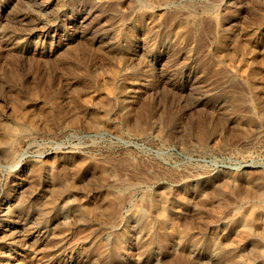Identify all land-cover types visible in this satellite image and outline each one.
I'll return each instance as SVG.
<instances>
[{"label": "rangeland", "instance_id": "obj_1", "mask_svg": "<svg viewBox=\"0 0 264 264\" xmlns=\"http://www.w3.org/2000/svg\"><path fill=\"white\" fill-rule=\"evenodd\" d=\"M262 3L0 0V121L23 124L27 132L9 158L0 157V264H260L249 259L252 251L263 252L264 241H237L247 226L258 231L247 218L255 198L246 179L254 178L256 187L264 182V107L251 109L245 81L224 70L253 56L231 44L248 43L245 32L259 29ZM206 5L218 23L200 12ZM141 13L156 23L146 17L139 25ZM177 20L196 30L175 34ZM222 40L229 44L217 55ZM68 49L75 57L61 59ZM77 61L91 73L68 66ZM123 77L134 83L122 85ZM118 90L127 100L110 95ZM123 183L135 187L122 189ZM57 184L61 192L75 187L65 201L72 206L60 203L48 213L36 200L57 199ZM150 198L167 211L157 213ZM135 204L148 229L137 224Z\"/></svg>", "mask_w": 264, "mask_h": 264}, {"label": "bare ground", "instance_id": "obj_2", "mask_svg": "<svg viewBox=\"0 0 264 264\" xmlns=\"http://www.w3.org/2000/svg\"><path fill=\"white\" fill-rule=\"evenodd\" d=\"M136 1H138V0H136ZM162 1V0H161ZM189 1V0H188ZM220 2V1H219ZM48 3V2H47ZM193 3V2H192ZM43 4L46 6L47 4L46 3H44L43 2ZM49 4V3H48ZM162 4V3H161ZM182 4V3H181ZM214 4V3H213ZM261 4V3H260ZM263 4L264 3H262V6H263ZM142 5V4H141ZM159 5V4H158ZM163 5V4H162ZM186 5H188V4H186ZM190 5V4H189ZM187 7H189V6H187ZM264 7V6H263ZM263 7H261L262 9V12H261V16L263 17V19H262V17H261V19H262V24H261V26L259 27V29L258 28H252V29H250V30H248V31H246L245 32V38L247 39V41H248V43H246V44H244V45H240V44H236V43H232L231 45H233V46H237L238 48H240V49H243V51H241V52H244V49L245 50H247V49H249V50H251V52L252 51H254V54H253V56H251V57H248V58H246V59H244V60H241V61H239V59H237L239 62H238V64L236 65V67H235V69H233V70H231V71H228L227 69H225L224 71L225 72H227V74L230 76V75H237V76H239V77H241L244 81H245V83L247 84V86L249 87V89L251 90V92H252V95H253V97H252V100L249 102V104H250V106H251V109H261V108H263L264 107V102L260 99V97H259V95H260V93H262V91H263V87L259 84V82L257 81L258 79H257V76H258V72H259V70H260V66H259V64L256 62V58H255V56H256V54L258 55L260 52L259 51H263L264 52V8ZM136 8V7H135ZM57 9V8H56ZM142 9V11H144L145 10V8L143 7V8H141ZM144 9V10H143ZM187 10V9H186ZM214 9H213V7H212V5H206V6H203L202 7V9L200 10V12L201 13H203L204 15L206 14L207 16H209V17H211L212 18V20L213 21H215L216 23H218L219 22V18H218V16H217V14H216V12H214L213 11ZM258 10V9H257ZM139 11H141V10H139ZM149 12V11H148ZM258 12H260V11H258ZM234 13V12H233ZM142 14V13H141ZM143 16H138V24L140 25V23H141V20L143 19V18H148V20H150V23H151V25H154L155 23H156V20L154 19V17L153 16H151V14H149V13H147L146 15H149V16H144V14H142ZM189 14H187V16H188ZM191 15V14H190ZM194 15V14H193ZM235 15V14H234ZM159 16V15H158ZM177 16V15H176ZM186 16V15H185ZM68 17V16H67ZM70 17V16H69ZM190 17V16H189ZM256 17H258V16H256ZM71 18V17H70ZM173 18V17H172ZM171 18V19H172ZM159 19V18H158ZM170 19V20H171ZM185 19H188V18H185ZM199 19V18H198ZM170 20H169V22H170ZM196 20V19H195ZM261 21V20H260ZM67 22V21H66ZM168 22V23H169ZM172 22V21H171ZM67 24V23H66ZM169 24H171V23H169ZM189 23L188 22H184V21H179V20H177L175 23H174V26H173V32L175 33V34H177V33H184V34H186L187 32V34H190L189 32H191V33H194V31L196 30V28H195V23H193L192 24V20H191V23L190 24H192L191 25V28L189 27L190 25H188ZM197 25V24H196ZM220 25V24H219ZM260 25V24H259ZM258 25V26H259ZM245 27V26H244ZM249 27V26H248ZM187 28H189L190 30L189 31H187ZM221 28V27H220ZM246 28V27H245ZM147 34V33H146ZM224 35V34H223ZM226 37V36H225ZM221 38H224V37H221ZM220 38V39H221ZM233 38V37H232ZM239 38V37H238ZM243 38V37H242ZM226 39V38H225ZM229 39V38H228ZM235 39V38H234ZM245 40V39H244ZM234 41V40H233ZM246 41V42H247ZM226 42L227 41H225L224 42V40H222V41H220L219 42V44H217L216 45V53L218 52V53H220V55H223V53H224V47H225V44H226ZM244 42V41H243ZM103 43V42H102ZM228 43V42H227ZM101 44V43H100ZM149 44V43H148ZM229 44V43H228ZM75 46V45H74ZM10 47V46H9ZM71 47V46H70ZM236 47V48H237ZM67 48V47H66ZM3 49V48H2ZM75 49V48H74ZM98 49V48H97ZM232 50V49H231ZM74 51V50H73ZM85 51V50H84ZM97 51V50H96ZM109 51V50H108ZM86 52V51H85ZM240 52V54H242ZM257 52H259V53H257ZM74 53V52H73ZM104 53V52H103ZM119 52H117V53H113L114 55H116V54H118ZM215 53V52H214ZM217 53V55H219ZM247 53V52H246ZM249 53V52H248ZM247 53V54H248ZM253 53V52H252ZM10 54H12V53H10ZM33 54V53H32ZM60 54V53H59ZM74 54H77V53H74ZM5 55V54H4ZM9 55V54H8ZM90 55V54H89ZM245 55V54H244ZM249 55V54H248ZM263 55V54H262ZM14 56V55H13ZM57 56V55H56ZM55 56V57H56ZM73 54H72V52L68 49V51H64L63 52V54H62V58L61 59H63V57H65V58H73ZM81 56V55H80ZM85 56V55H84ZM59 57V56H58ZM75 57V56H74ZM82 57V56H81ZM89 57V56H88ZM225 57H227V55L225 56ZM228 57H229V55H228ZM8 58H10V57H8ZM101 58V57H100ZM142 58V57H141ZM230 58V57H229ZM68 59H66V60H68ZM82 59V58H81ZM110 59H112V58H110ZM204 59V58H203ZM213 59H215V58H213ZM232 59V58H231ZM234 59V58H233ZM261 59V58H260ZM41 60V59H40ZM71 60V59H70ZM74 61H75V59H73ZM83 60V59H82ZM109 60V59H108ZM236 60V61H237ZM7 61V60H6ZM51 61V60H50ZM11 62V61H10ZM15 62V61H14ZM13 62V63H14ZM29 62V61H28ZM42 62V61H41ZM62 62V61H61ZM69 62V61H68ZM80 62V61H79ZM76 62H74V63H71L70 62V64H68V66L70 67V68H74V67H78L77 68V70L79 69V72H84L85 70H87L88 72H90L91 73V70H89V68H91V67H88V65L86 66V65H84V64H82L81 65V63H83V61L81 62V63H78V61H77V63L75 64ZM1 64V63H0ZM5 64V63H4ZM65 64V63H64ZM86 64V63H85ZM88 64V63H87ZM109 64V63H108ZM108 64H106V66L108 65ZM54 65H55V63H54ZM67 65V64H66ZM205 65V64H204ZM208 65V64H207ZM212 65V64H211ZM264 65V63L263 64H261V67ZM203 66V65H202ZM209 66V65H208ZM217 66V65H216ZM219 66V65H218ZM230 67L231 68V65H227V67ZM43 67V66H42ZM61 67V66H60ZM63 67H64V65H63ZM99 67V66H98ZM204 67V66H203ZM220 67V66H219ZM45 67H43V69H44ZM57 68V67H56ZM86 68V69H85ZM136 68V67H135ZM263 68V67H262ZM58 69V68H57ZM110 69H112L113 70V68H110ZM27 70V69H26ZM29 70V69H28ZM46 70V69H45ZM50 70V69H49ZM60 70V69H59ZM73 71H74V69H72ZM108 70V69H107ZM173 70V69H172ZM0 71H1V69H0ZM36 71V70H35ZM94 71V70H93ZM97 71V70H96ZM217 71V70H216ZM28 72V71H27ZM64 72V71H63ZM37 74V73H36ZM73 74V73H72ZM75 74H77V73H75ZM77 75H79V74H77ZM41 76H43V75H41ZM61 76H63V75H61ZM72 76H74V74L72 75ZM169 76V75H168ZM186 76V75H185ZM264 76V75H263ZM56 77H57V75H56ZM96 77V76H95ZM5 78V77H4ZM52 78V77H51ZM104 78V77H103ZM159 78V77H158ZM173 78V77H172ZM178 78V77H177ZM219 78V77H218ZM10 79V78H9ZM39 79V78H38ZM105 79V78H104ZM146 79V78H145ZM160 79V78H159ZM210 79V78H209ZM29 80V79H28ZM48 80V79H47ZM220 80V79H219ZM264 80V79H263ZM70 81V80H69ZM27 82V81H26ZM111 82V81H110ZM120 82H121V84L122 85H127L128 87L129 86H131L134 82H133V80H132V78L131 77H123L121 80H120ZM243 82V81H242ZM46 83H47V81H46ZM53 83H54V81H53ZM48 84V83H47ZM62 84H63V82H62ZM101 84H102V82H101ZM30 85V84H29ZM59 85H60V83H59ZM104 85H106V84H104ZM162 85V84H161ZM26 86H28V84L26 85ZM35 86V85H34ZM48 86V85H47ZM52 86V85H51ZM68 86V85H67ZM153 86V85H152ZM105 87V86H104ZM112 87V86H111ZM150 87V86H149ZM42 88V87H41ZM43 89V88H42ZM71 89V88H70ZM122 89H124V88H122ZM159 89V88H158ZM129 89H127L126 91H128ZM131 90V89H130ZM33 91V90H32ZM55 91V90H54ZM68 91H70V90H68ZM107 91V90H106ZM153 91V90H152ZM43 92V91H42ZM109 92V91H108ZM107 92V93H108ZM194 92V91H193ZM264 92V91H263ZM27 93V92H26ZM53 93V92H52ZM74 93V92H73ZM124 93V92H122L121 90H118V92H115V93H112V94H110V95H113V97L117 100V101H124V100H127V99H123V97H122V94ZM179 93V92H178ZM154 94V93H153ZM181 94V93H180ZM200 94V93H199ZM31 95V94H30ZM61 95V94H60ZM184 95V94H183ZM228 95V94H227ZM226 95V96H227ZM148 96V95H147ZM36 97H37V95H36ZM42 97V96H41ZM100 97H102V96H100ZM112 97V96H111ZM229 97V95L227 96V98ZM201 98V97H200ZM71 99V98H70ZM84 99V98H83ZM100 99V98H99ZM98 99V100H99ZM187 99V98H186ZM232 99H234V98H232ZM232 99H230V100H232ZM238 99V98H237ZM240 99V98H239ZM87 100V99H86ZM85 100V101H86ZM102 100V99H101ZM108 100V99H107ZM113 100V99H112ZM131 100V99H130ZM188 100V99H187ZM146 101H148V100H146ZM236 100H234V102H235ZM82 102V101H81ZM110 102V101H109ZM108 102V103H109ZM128 102V101H127ZM189 102V101H188ZM24 103V102H23ZM96 103V102H95ZM105 103V102H104ZM110 103H112V101L110 102ZM238 103H240V102H238ZM241 103H242V101H241ZM240 103V104H241ZM107 104V103H106ZM122 104V103H121ZM149 104V103H148ZM239 104V105H240ZM248 104V105H249ZM94 105V104H93ZM97 105H98V103H97ZM128 105V104H127ZM236 105V104H235ZM74 106V105H73ZM150 106V105H149ZM63 107H64V105H63ZM66 107V106H65ZM99 107V106H98ZM130 107H131V105H130ZM139 107V106H138ZM145 107V106H144ZM231 107V106H230ZM142 108V107H141ZM108 109V108H107ZM112 109V108H111ZM264 109V108H263ZM27 110V109H26ZM75 111V110H74ZM112 111V110H111ZM141 111V110H140ZM143 111H145V110H143ZM143 111H142V113H143ZM230 112V111H229ZM238 112V111H237ZM110 113V112H109ZM141 113V112H140ZM257 113V112H256ZM20 114V113H19ZM117 114V113H116ZM138 114V113H137ZM261 115V114H260ZM39 116H41L40 114H39ZM38 116V117H39ZM74 116V115H73ZM119 116V115H118ZM132 116V115H131ZM134 116V115H133ZM143 116V115H142ZM147 116V115H146ZM243 116V115H242ZM42 117V116H41ZM120 117V116H119ZM135 117V116H134ZM138 117H139V115H138ZM145 117V116H144ZM252 117V116H251ZM114 118V117H113ZM123 118V117H122ZM133 118V117H132ZM147 118V117H146ZM146 118H141V119H146ZM239 118V117H238ZM17 119H18V117H17ZM128 119H130V118H128ZM157 119V118H156ZM247 119V118H246ZM255 119V118H254ZM239 120V119H238ZM253 120V119H252ZM77 121V120H76ZM159 121H160V119H159ZM251 121V120H250ZM126 122V121H125ZM130 122V121H129ZM141 122H142V120H141ZM146 122V121H145ZM242 122H243V120H242ZM2 122L0 121V124H1ZM248 123V122H247ZM90 124V123H89ZM93 124H94V122H93ZM96 124V123H95ZM131 124V123H130ZM129 124V125H130ZM153 124H154V122H153ZM235 124V123H234ZM249 124V123H248ZM92 125V124H91ZM99 125V124H98ZM128 125V124H127ZM149 125V124H148ZM160 125V124H159ZM181 125V124H180ZM252 125V124H251ZM2 132H0V157L2 158H9V156H10V154H11V151H12V146H13V144H14V142H15V140H16V138H18L20 135H23V134H25V133H27L26 132V128H25V126L23 125V124H19V123H17V122H3L2 123ZM156 126V125H155ZM158 126V125H157ZM45 127V126H44ZM57 127V126H56ZM91 127V126H90ZM144 127V126H143ZM206 127H207V125H206ZM51 128V127H50ZM149 128V127H148ZM159 128V127H158ZM157 129V128H156ZM160 129V128H159ZM172 129V128H171ZM174 129V128H173ZM203 129V128H202ZM201 129V130H202ZM155 130V129H154ZM158 130V129H157ZM190 130V129H189ZM203 130H206V128L205 129H203ZM215 130V129H214ZM147 131V130H146ZM207 131V130H206ZM212 132V131H211ZM210 132V133H211ZM167 133V132H166ZM189 133V132H188ZM194 133V132H193ZM196 133V132H195ZM194 133V134H195ZM207 132H205L204 131V133L202 134V138H204L205 137V134H206ZM209 133V134H210ZM143 134V133H142ZM157 134V133H156ZM162 134V133H161ZM201 135V134H200ZM199 135V137H200V141H201V136ZM212 135V134H211ZM198 137V136H197ZM24 138V137H23ZM194 138V137H193ZM242 138H243V136H242ZM18 140V139H17ZM203 140V139H202ZM18 142V141H17ZM202 143V142H201ZM199 144H200V142H199ZM15 145V144H14ZM18 145V144H17ZM78 158V157H77ZM84 164V163H83ZM82 165V164H81ZM68 167V166H67ZM50 169H52V168H50ZM108 169V168H107ZM261 171V170H260ZM259 171V172H260ZM48 173V172H47ZM77 173V172H76ZM75 173V174H76ZM106 173V172H105ZM114 173H115V171H114ZM258 173V172H257ZM49 174H51V173H49ZM103 174V173H102ZM114 175V174H113ZM120 175V174H119ZM248 175V174H247ZM260 175V174H259ZM261 175H263L262 173H261ZM48 176V175H47ZM102 176H104V174L102 175ZM107 176L108 175H106V177L105 178H107ZM115 176V175H114ZM239 176V175H238ZM109 177H111V176H109ZM263 177V176H262ZM49 178V177H48ZM237 178V177H236ZM252 178V177H251ZM247 178L246 179V181H247V183H248V187H247V193L248 194H251L254 198H255V200H253V201H249L250 202V204H249V208H247L248 210V222L250 223V225H251V227L252 226H254V228H258V229H254V231L255 230H258V231H255V232H252L251 230L252 229H248L247 230V228H248V226H247V228H245V231L243 230V232L240 234V236H239V241H237V239L238 238H235L234 240H232V241H230L231 242V244L233 243V241L234 242H238V243H253V242H255V241H259V240H261V241H264V182H260L259 180H256V181H259L260 182V184L261 185H258L257 187H256V184H255V181H254V183H253V180L252 179H254V178ZM47 179V178H46ZM61 179V178H60ZM109 179V178H108ZM116 179V178H115ZM123 179H125V178H123ZM127 179V178H126ZM239 179V178H238ZM60 181L61 180H59V182L58 183H60ZM68 181V180H67ZM264 181V180H263ZM66 183V182H65ZM64 183V184H65ZM68 183V182H67ZM61 184H63L62 182H61ZM60 184V185H61ZM63 184V185H64ZM69 184H70V182H69ZM72 184V183H71ZM70 184V185H71ZM37 185V184H36ZM58 185V184H57ZM68 186V189L66 188L67 186L65 185V190L63 191V192H61V190H60V188H62V187H59V185L57 186V188L59 187V189H54L55 187H53V191H54V195H57L58 196V198L56 199L54 196H42V197H38L37 198V200H36V202H38L39 204H42V206H44L46 209H47V211L46 212H48V213H51V212H54L56 209H57V207L59 206V204L60 203H65V204H69L70 206H72V203L71 202H65L66 200H68L69 201V195H70V192L71 191H74V189H75V187L73 188V190H71V186ZM72 185H74V184H72ZM124 185V186H123ZM123 185H122V189H130V188H133V187H135L134 186V184H132V183H130V184H125V183H123ZM29 186V185H28ZM119 187V186H118ZM117 187V188H118ZM237 187V186H236ZM64 188V187H63ZM70 188V189H69ZM113 188H115V186L113 187ZM117 188H115L116 190H117ZM121 189V190H122ZM110 190V189H109ZM108 190V191H109ZM114 190V189H113ZM119 190V189H118ZM112 191V190H111ZM110 191V192H111ZM120 191V190H119ZM132 192V191H131ZM242 192V191H241ZM117 193H119V192H117ZM230 193L232 194L233 192H231L230 191ZM237 193V192H236ZM113 194H115V192L114 191H112V197H113ZM129 194H131V193H129ZM234 194V193H233ZM238 194H240V193H238ZM118 194H115L114 196H117ZM128 195V194H127ZM21 196V195H20ZM245 196V195H244ZM74 197V196H73ZM120 197V196H119ZM119 197H118V199H119ZM239 197V196H238ZM77 198V197H76ZM126 198V197H125ZM232 198V197H231ZM246 198V197H245ZM116 199V198H115ZM138 199V198H137ZM143 199V198H142ZM71 200V199H70ZM74 200V199H73ZM150 200H151V198H150ZM149 200V201H150ZM242 200V199H241ZM247 200V199H246ZM11 201V200H10ZM19 201V200H18ZM127 201V200H126ZM165 201V200H164ZM235 201V200H234ZM161 202V201H160ZM160 202H159V199L158 198H154L153 200H151L150 201V206L153 208V209H155V211L157 212V213H159L160 215H162L163 214V212L166 210H164V207L163 206H161V204H160ZM228 202V201H227ZM233 202V201H232ZM15 203V202H14ZM34 203V202H33ZM149 203V202H148ZM163 203V202H162ZM219 203V202H218ZM234 203V202H233ZM202 204V203H201ZM220 204V203H219ZM138 205H140V204H138ZM248 205V204H247ZM16 206V205H15ZM108 206V205H107ZM119 206V205H118ZM117 206V207H118ZM135 206H136V204L134 205V208H135ZM200 206V205H199ZM212 206V205H211ZM227 206V205H226ZM43 207V208H44ZM116 207V208H117ZM138 207V206H137ZM139 207H141V206H139ZM206 207H208L209 208V206H206ZM235 207V206H234ZM9 206L8 205H6V206H4V208L2 209L1 208V211H2V213L4 214V213H7L8 211H9ZM17 208V207H16ZM97 208V207H96ZM134 208H133V210H134ZM144 208V207H143ZM165 208H166V205H165ZM212 208V207H211ZM214 208V207H213ZM216 208V207H215ZM239 208V207H238ZM136 209V208H135ZM231 209V208H230ZM14 210V209H13ZM90 210V209H89ZM105 210H107L106 208L103 210L104 212H105ZM109 210V209H108ZM219 210V209H218ZM87 211V210H86ZM99 211H100V209H99ZM103 211H101V212H103ZM134 211H137V218H136V222H137V224L139 225V227L140 228H143V229H148V226H147V223H146V216H145V212H143L142 210H141V208H137L136 210H134ZM167 211V210H166ZM246 211V212H247ZM96 212H98V211H96ZM108 213H109V211H107ZM89 213V212H88ZM93 213V212H92ZM100 213V212H99ZM99 213L97 214V215H99ZM101 214V213H100ZM133 214V213H132ZM165 214V216H167V214L166 213H164ZM238 214V213H237ZM94 215H95V213H94ZM102 215H103V213H102ZM101 215V217H103ZM105 215V214H104ZM108 215V214H107ZM116 215V214H115ZM217 215V214H216ZM246 215V214H245ZM260 215H263V219H262V217H259ZM110 215H108V216H104V217H109ZM218 216V215H217ZM99 217H100V215H99ZM103 217V218H104ZM210 217V216H209ZM258 217L259 218H261L262 219V222H259L260 220L258 219ZM159 218V217H158ZM160 218H162V217H160ZM168 218H169V216H168ZM98 219V218H97ZM101 219V218H100ZM215 219V218H214ZM217 220H218V218H216ZM221 219V218H220ZM133 220V219H132ZM165 220V219H164ZM203 220V219H202ZM104 221V220H103ZM220 221V220H219ZM200 222V221H199ZM213 222V221H212ZM217 222V221H216ZM113 223V222H112ZM214 223V222H213ZM230 223V222H229ZM211 224V223H210ZM187 225V224H186ZM226 225V224H225ZM261 227V228H260ZM126 230V229H125ZM174 230V229H173ZM139 231V230H138ZM124 232H126V231H124ZM33 233V232H32ZM185 233V232H184ZM15 234H18V232H15ZM121 234V233H120ZM125 234H127V233H125ZM129 234V233H128ZM23 235V234H22ZM119 235V234H118ZM117 235V237L118 238H116L117 239V243H116V245H114V247L116 246L117 247V250H118V252L120 253L121 251H122V246H121V240H120V237L119 236H121V235H119L118 236ZM124 235V234H123ZM237 236V235H236ZM235 236V237H236ZM19 237V236H18ZM28 237V236H27ZM17 238V237H16ZM22 238V237H21ZM23 239H26V238H23ZM228 240H229V238H228ZM236 240V241H235ZM230 242H229V244L228 243H225L228 247L231 245L230 244ZM234 245V244H233ZM233 245H231V246H233ZM249 245V244H248ZM247 246V245H246ZM141 247V246H140ZM253 247V246H252ZM145 248V247H144ZM147 248V247H146ZM234 248H236L235 246H234ZM246 249H248V248H246ZM250 249H251V247H250ZM262 249V248H261ZM115 250V249H114ZM225 250V249H224ZM253 250H256V249H253ZM36 251V250H35ZM238 251V250H237ZM242 251H243V249H242ZM261 251H263L262 253H259V257L256 255V254H258L257 252H254V251H252V257H250V262H252V263H254V262H257V261H259V263L260 264H264V250H261ZM114 252V251H113ZM254 252V253H253ZM34 253V252H33ZM240 253V252H239ZM242 253V252H241ZM116 254V253H115ZM255 254V255H254ZM95 256V255H94ZM185 256V255H184ZM189 256V255H188ZM241 256V255H240ZM258 258H257V257ZM183 257V256H182ZM239 257V256H238ZM242 257V256H241ZM243 257H245V259L247 258L248 259V257L247 256H244L243 255ZM234 259V258H233ZM235 260V259H234ZM243 260V259H242ZM246 261V260H245ZM98 262V261H97ZM170 262V261H169ZM168 262V263H169ZM184 262V261H183ZM249 262V261H248ZM246 263H247V261H246ZM249 264V263H248Z\"/></svg>", "mask_w": 264, "mask_h": 264}]
</instances>
